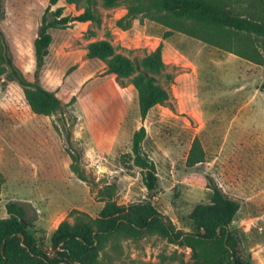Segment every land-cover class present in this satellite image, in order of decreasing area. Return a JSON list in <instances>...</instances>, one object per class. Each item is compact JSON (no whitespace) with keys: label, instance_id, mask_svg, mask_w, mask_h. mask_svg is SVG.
<instances>
[{"label":"rangeland","instance_id":"374dc122","mask_svg":"<svg viewBox=\"0 0 264 264\" xmlns=\"http://www.w3.org/2000/svg\"><path fill=\"white\" fill-rule=\"evenodd\" d=\"M48 1L4 0L0 30L14 64L29 82L34 71L32 42ZM218 1L233 13L264 15V0ZM59 7L62 16L73 17L84 4L59 0L51 11ZM95 8L101 16L97 26L74 22L49 30L52 43L40 83L69 107L51 116L36 115L20 87L1 74L0 219L7 217V202L23 205L32 221L29 232L51 257L50 238L58 224L73 210L97 217L104 205L98 192L110 186L118 205L148 201L176 231L193 232L188 215L195 205L208 202L210 177L240 203L230 225L240 256L248 264H264V64L182 32L164 38L169 29L148 17H138L123 31L116 26L126 13L123 5L105 8L96 0ZM100 40L138 63L159 44H168L162 51L164 67L154 76L167 91L172 109L156 105L142 122L134 88L120 86L101 61L86 58L87 44ZM255 44L264 61L259 42ZM3 67L0 59L1 73ZM140 126L147 133L144 153L159 178L152 197L140 170L123 158ZM67 135L80 156L85 180L70 169ZM195 138L205 160L190 168L186 159ZM104 252L101 264H191L189 251L157 236H119Z\"/></svg>","mask_w":264,"mask_h":264},{"label":"trees","instance_id":"16d2710c","mask_svg":"<svg viewBox=\"0 0 264 264\" xmlns=\"http://www.w3.org/2000/svg\"><path fill=\"white\" fill-rule=\"evenodd\" d=\"M58 1H48L37 37L32 42V82L27 81L14 64L0 30V59L4 66L2 73L0 71V84L1 74H5V80L16 83L30 110L36 115L51 116L70 106L69 103L63 104L54 92L46 90L40 83L45 58L52 43L49 30L63 28L74 22H90L96 26L101 23V16L95 8L96 0H65L70 5L77 6L81 1L84 4L82 12L73 17L62 16L63 9L60 7L51 11V7ZM100 1L105 8L119 5L125 7V15L116 21L120 30L130 29L132 21L138 17H148L169 29L164 38L173 32H182L256 64H264L263 56L256 50L255 44L259 42L264 52V15L253 17L233 13L218 0ZM4 18V0H0V22ZM85 49L86 58L101 61L105 65V73L114 76L120 86L128 84L134 88L142 122L156 105H166L172 109L167 91L154 76L164 67L162 44L145 55L140 63L117 53L107 40L90 42ZM260 89L264 90V84ZM146 139V129L140 126L132 134L130 153L123 158L140 170L143 185L152 197L159 187V178L154 163L144 153L143 144ZM64 141L71 157V171L79 179L85 180L78 166L80 156L73 151L69 135ZM204 160L205 153L195 138L187 155L186 166L191 168ZM3 183L4 178L0 172V196ZM207 188L210 190L208 202L195 205L188 215L195 231L184 233L176 231L171 221L148 201L118 205L112 198L110 186H105L98 192L104 205L97 217L92 218L86 213L73 210L68 219L58 224L50 238L51 257L39 248L29 232L32 221L26 208L16 201H9L5 204L7 217L0 219V264H101L106 244L119 236L133 240L144 236L160 237L189 251L191 264H248L240 256L238 239L230 230L240 209L239 201L227 196L210 177L207 178Z\"/></svg>","mask_w":264,"mask_h":264},{"label":"crops","instance_id":"0c3cea01","mask_svg":"<svg viewBox=\"0 0 264 264\" xmlns=\"http://www.w3.org/2000/svg\"><path fill=\"white\" fill-rule=\"evenodd\" d=\"M167 46H168V44H166L165 42L162 44V51L163 52H165L166 50L169 49Z\"/></svg>","mask_w":264,"mask_h":264}]
</instances>
